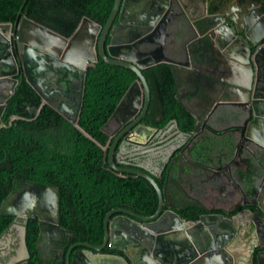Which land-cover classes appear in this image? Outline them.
<instances>
[{"label": "water", "instance_id": "95a60500", "mask_svg": "<svg viewBox=\"0 0 264 264\" xmlns=\"http://www.w3.org/2000/svg\"><path fill=\"white\" fill-rule=\"evenodd\" d=\"M145 1L147 0H137L132 8L129 0H116L104 26L85 16L71 36L62 35L29 15L21 16L25 4L14 23L0 22V87L8 84L7 94L2 102L4 108L6 101L24 77L23 74L17 77L19 66L10 46L11 39L18 42L22 52L27 81L46 101H51L49 96L54 89L62 91L61 88H63L68 91L74 82L80 83L82 97L79 114L84 103L87 69L97 67V63L102 59L109 65L130 69L137 75V79L126 91L112 117L122 114L118 118H126L127 112L133 111V115L128 116L133 121L127 127V130L131 129V132L126 135V139L146 144L148 139H143V136L152 133L153 128L143 124L142 119L149 110L152 91L143 70L167 62L174 69L195 73L192 79L195 84L193 95L197 97L201 107L206 105V102H212L219 94L220 97H225L227 104L232 107L228 112L229 117L233 120L244 119L241 137L246 143L256 144L260 148L261 153L257 158L262 161L264 158V43L260 44V42L264 40V15L258 19L252 16L247 20L235 12L224 11L217 16H201L194 19L193 13L199 12L201 6L198 0H188L192 10L185 12L186 20L180 24L182 37L187 38L190 33L193 35L194 31H199L213 45L214 41L219 39L225 40L226 45L232 41L231 50L227 51L230 65L225 63L224 67L223 64L224 70L221 75H212L205 69L200 71L193 69L195 68L194 58L202 63L212 59L210 53L201 46L193 49L188 48V45L184 48L180 47L175 51L178 53V58L166 55L163 50L159 51V48L145 52L139 50V43L142 45L155 42L146 37V30L151 23L147 19L145 21L141 15L139 19L132 18L134 10L137 15L139 11L145 12L142 8L145 7ZM158 27H155L152 34H161L163 31L165 33V23L160 29ZM107 36L110 37V42L106 48ZM236 37H241L246 43L244 53L239 50L240 47L234 41ZM162 38L163 34L160 42L158 41L160 46H163ZM225 46L221 45V47ZM216 60L219 62L218 59ZM176 75L175 72V79H177ZM176 84H178L177 80ZM136 94L144 98L143 111L138 117L134 112L137 102L133 99ZM219 99L222 98H218L217 101H225ZM183 105L196 120L197 127L194 132L202 127L216 130L212 124L213 119L217 118L213 115L215 106L201 114L202 112L197 113L188 105ZM57 109L62 112L61 108ZM78 118L74 121L71 118L70 120L81 128ZM230 129L234 131V134L238 127L234 125ZM82 131L91 137L83 129ZM140 135H143L141 140H137ZM155 135L156 132H153L149 136ZM135 136L136 138L133 139ZM192 136L193 133L184 130L179 134V138H185L182 143L187 144L188 147ZM119 139V137L116 138L110 153L111 166L117 171L138 173L148 178L157 191L158 208L151 216H143L127 208H115L109 211L104 220L103 243L99 246L88 243L86 246L96 251H101L107 246L116 249L118 247L113 242L115 238L121 237L127 244L134 246L135 252L130 253L128 246L125 247L123 244L120 246H123L121 249L125 255L109 253L97 255L91 251L87 256L88 262L85 264H218V262L220 264H264V215L262 214L264 205L260 199H248L230 208L224 206L209 208L198 200L199 203L188 207L191 208L190 210L194 209L193 215L198 213L197 217L180 214L176 210L178 209L176 205L168 203L165 189L155 178L157 175L149 173L144 167L141 170H133L129 165L124 167L122 164L125 163L120 164L115 161L113 152ZM246 146L249 149L250 146ZM180 150L181 155L185 157L186 148L181 147ZM224 163L223 161L217 167H206L212 172H217L214 183L223 182L226 178L227 166ZM256 185L257 180L254 175L244 181L243 187L236 184L242 197L254 195L255 191H258ZM262 186L264 187V180L260 189L263 188ZM212 187L215 185L209 188ZM55 189L59 193L57 186L28 182L4 200L1 212L22 215L28 210L30 214H40V211L49 214L54 207V196L56 195L57 199L60 198L59 194L54 193L52 196ZM185 189L181 187V194L190 195ZM165 206L170 208L166 210ZM37 207H43V210H38ZM199 210L202 213H199ZM215 210L220 212L210 213ZM41 224L36 246L40 257L47 262V246L54 227L50 229L44 222ZM25 230V226L20 222L13 221L0 234V244H3L0 249V264H11L21 260L26 249L24 247L26 245ZM146 261L147 263H143Z\"/></svg>", "mask_w": 264, "mask_h": 264}, {"label": "trees", "instance_id": "16d2710c", "mask_svg": "<svg viewBox=\"0 0 264 264\" xmlns=\"http://www.w3.org/2000/svg\"><path fill=\"white\" fill-rule=\"evenodd\" d=\"M114 2L0 0V22L14 23L25 4L21 16L29 15L62 35L71 36L85 16L104 26ZM144 74L152 91L150 113H165L159 126L176 117L186 120L184 128L192 127L194 118L176 101L172 66L160 63L144 69ZM135 78L132 70L107 65L102 59L96 68H89L79 116L81 128L51 105L41 106L42 97L26 79L15 89L7 100L4 123H0V234L16 218L2 214L4 200L28 182H42L60 188L61 215L66 226L81 239L102 241L108 211L129 201L132 194L139 196L144 188L141 180L118 176L109 168L107 150L103 148L109 140L103 126ZM142 202L147 212L156 211L155 193L147 189ZM37 233L36 229L28 240V264L42 263L35 246Z\"/></svg>", "mask_w": 264, "mask_h": 264}, {"label": "flooded vegetation", "instance_id": "af4514ba", "mask_svg": "<svg viewBox=\"0 0 264 264\" xmlns=\"http://www.w3.org/2000/svg\"><path fill=\"white\" fill-rule=\"evenodd\" d=\"M116 1V0H115ZM137 0H129L130 6L136 5ZM200 4V9L199 12L193 13V18L196 19L197 17L201 16H211V15H219L223 13L224 11H228L231 13H236L240 17H244L245 19H249V17H256L257 19L260 18V16L264 15V0H198ZM115 5V2H114ZM151 6V8H150ZM144 9V13L139 11V15L136 14L135 10L133 12L132 18L139 19L140 15L144 17V20L146 19L151 23V26H148L146 30V37L150 38L151 40L155 42H147L143 43L140 45L139 43V50L145 52V51H150V50H155V48H159V51L163 50V52L171 57H177V56H172L173 52H175L177 49L179 50L180 47L184 48L186 47L185 45H188V48L193 49L196 46H201L202 49H204L207 53H210L212 56V59L206 63L198 62V59L194 58V70L200 71L201 69H205L209 71L212 75H221L223 73V64L224 67L226 64L230 65V61L228 63V53L227 51H230V44H232V41L230 44L226 45L225 40L219 39L218 41H214V45L211 44L210 41H208V38L205 36L203 37V33L201 32H196L194 31L193 35L190 33L189 37L184 38L182 37V33L180 32V24L186 20V14L185 12H191L192 8L189 5L188 0H147L145 1V7H142ZM117 21V19H116ZM115 21V22H116ZM81 23V22H80ZM166 24V31L164 33H158V34H152L153 30L155 27L159 26L158 28L160 29L163 24ZM115 24V23H114ZM151 33V34H150ZM150 34V35H149ZM163 34V46L158 45V41L160 42L161 40V35ZM184 39V41H182ZM236 39V40H235ZM234 41H236L237 45L240 47L239 50H241L243 53L245 52V45L246 43L243 41L241 37H236ZM157 41V43H156ZM110 42V37L107 36L106 38V48L109 45ZM154 43V44H153ZM204 43V45H202ZM264 40H261L260 44H263ZM221 45L225 47H221ZM11 48L13 51V55L16 57L18 60V78L23 74V80L26 79L25 73H26V66L24 64V60L22 58V52L20 48L18 47V42L14 41L11 39ZM140 52V51H139ZM253 52H255V49H253ZM242 53V54H243ZM181 58V57H179ZM218 59L219 62L216 60ZM221 59V60H220ZM100 61V60H99ZM162 63H167V62H162ZM218 63V66H216ZM226 63V64H225ZM107 64V63H106ZM160 64V63H159ZM170 64V63H168ZM109 65V64H107ZM171 65V64H170ZM113 66V65H111ZM172 66V65H171ZM115 67H121V66H115ZM96 68V66L94 67ZM104 68V67H103ZM102 68V69H103ZM149 68V67H148ZM89 69V68H88ZM87 69V73H88ZM174 69V68H173ZM178 70V68H175ZM101 70V68L99 69ZM144 72V70H143ZM194 72L193 71H188L185 72L186 75V80L190 83L194 77ZM137 79L136 78L134 80ZM22 80V81H23ZM27 80V79H26ZM134 82V81H133ZM132 82V83H133ZM22 83V82H21ZM18 83V86L21 84ZM6 87H8V84L4 87H0V123H4V112L7 107V101H6V106L4 108V104L2 103L5 99V96L7 94L6 92ZM80 87V88H79ZM130 87V86H129ZM62 91H59L58 89H54L51 95L49 96L51 98V101L48 102L44 99V97L40 94L42 97V103L41 106L44 104H49L52 107H54L57 111H59L57 108H61L62 112H60L63 116H65L67 119L70 120V118L74 121L80 116L79 110H80V105H81V97H82V88L80 83L74 82L73 85L70 86V90L66 91L63 88H61ZM128 90V89H127ZM126 93V92H125ZM124 93V95H125ZM122 96V98L124 97ZM142 96V95H141ZM140 95L134 97V101L137 102L134 112L137 114V117L142 114L143 107H144V98L141 97ZM122 98L120 99L119 103L121 102ZM218 98H222L219 100H225V97H220V94L217 96V98L213 99L212 102L207 103L206 105H203V110L201 111L203 114L204 111H207L213 108L214 109V117L222 115L225 111V113H228L232 107L227 104L228 102L225 101H217ZM141 100V101H140ZM143 100V101H142ZM228 100V99H227ZM176 101L179 102V105H181L183 108L188 110L183 104H185L183 100V96H181V93L179 90L176 92ZM118 103V104H119ZM117 104V105H118ZM211 104V105H210ZM189 106V105H188ZM117 107V106H116ZM191 109H193L192 106H189ZM150 108L151 104L149 107L148 112L142 119V123L146 124L153 129L151 130L152 133L156 132V135L151 137L152 133L149 135L143 136L140 135L137 140H141V136H143V139L148 141L146 144H140L138 142L134 141H129L126 139V135L131 132V129L127 130V127L131 124L133 121L132 119H129L128 116L129 114L133 115V111H128L126 114V118H121L119 119L118 117L122 116V114H117L116 116L112 117L115 110L111 114V116L108 119V122L103 126V130L109 135V140L108 142L103 146L104 150H107V156H108V164L109 168L113 169V171L121 177H132L135 180H141L142 183L144 184V188L141 189V192L139 196H133L129 201H124L122 202L119 206H116L112 209L115 208H127L131 209L143 216H151L156 213H149L147 210L143 207L146 206L145 202H142L146 195V190H150L151 192L155 193L158 198L157 191L154 187V185L151 183V181L142 176L141 174L138 173H132V172H121L117 171L114 169L109 160H110V153L112 151V147L115 143V140L117 137H119V143L117 146L114 148L113 156L115 161L121 163L122 166H128L131 169H137L141 170L142 167L146 168V170L149 173H153L157 175L155 178L159 185L165 189L166 195H167V200L168 203L176 205L178 209L176 210L183 215H193L194 211L190 210L191 208H188L191 205L195 204H185L183 207L179 206V202H176L174 199V196L172 195V187L168 188L167 184L172 183L174 185H177L180 187L179 184L183 185V180H190L193 176V173L191 172L190 174L183 175L184 172L181 169V160L184 158L181 155V147L185 148H190L194 146V141H197L199 143L204 142L206 145H210L212 147H219L222 148V151H226L227 146H231L232 143H230V140L227 138L225 133L227 131H230L233 134V130L230 129L232 126L238 127V130H235L234 136L236 138V141L234 142L235 147H239L240 151L238 154L235 156L234 160H229L226 162V178L223 179V182H216L214 179L216 178L217 172H209V176L206 175V180L204 181L203 188L200 192H198L195 195V200L198 199L203 201V198H213L216 199V196L223 197L224 195L228 193L232 195L233 198H236L230 207H234L238 205L239 203H244L248 198L247 196H241L240 191L237 190V185L242 186L244 185V181H246L248 178H250L252 175L257 180V185L256 189L258 187V191L254 193V196L256 199H260L262 204L264 205V199L262 194H264V187L260 189V186L263 183L264 176H262V180H259V167L255 169L253 167V164L249 162V159L247 156H244L243 151L244 149H248L246 145H248L249 149V154L247 155H253L258 163H260L263 166L264 169V161H259L257 156L260 154V149L257 148L256 144H249L246 143V141L241 137V132H242V126L244 119L240 118L237 119L236 124H231L228 129L224 130H219V128L215 127V131H212L206 127H202L198 131L194 132L197 124L196 120L194 119L193 126L190 127L189 129L184 128L185 126V121H181V119L172 117L168 120L165 126H159V123L161 122L162 119L165 117V113L161 110L159 112H151L150 113ZM116 109V108H115ZM201 109V108H200ZM130 112V113H129ZM81 113V112H80ZM191 114V113H190ZM192 115V114H191ZM217 115V116H216ZM247 116V115H246ZM135 117V116H134ZM133 117V119H135ZM194 118V116L192 115ZM79 119V118H78ZM79 121V120H78ZM125 121V123H124ZM213 124V123H212ZM236 129V128H235ZM187 131L193 133V136L190 138L192 141L189 143V147L187 144H184L185 138H179V134L181 131ZM125 131V132H124ZM213 132V133H209ZM172 134L170 137L169 135ZM236 134L238 136L236 137ZM136 138L133 137V139ZM198 143V144H199ZM229 143V144H228ZM259 150V152H258ZM226 154H222L224 156ZM185 160V158H184ZM186 161V160H185ZM191 161H195L192 160ZM188 162V161H186ZM196 162V161H195ZM240 162L242 164H246L247 166L245 168L241 167L240 172L243 173V184L241 181L236 180L233 176L232 173V167L235 166L236 168V163ZM217 167V166H216ZM140 168V169H139ZM240 169V168H237ZM68 181V180H67ZM191 182V181H190ZM42 183V182H41ZM193 183V182H191ZM190 183V185H191ZM47 184V183H45ZM26 185V184H25ZM24 185V186H25ZM53 185V184H50ZM211 185H215V187L209 188ZM22 186V187H24ZM56 186V185H54ZM21 187V188H22ZM209 188V191L206 192V190ZM19 188V190L21 189ZM57 188H59L57 186ZM191 188V186H190ZM146 189V190H145ZM192 189V188H191ZM260 189V191H259ZM176 191V189H173ZM189 190V186L185 189ZM193 190H196V187H193ZM54 191V190H53ZM178 191V190H177ZM126 192V191H125ZM130 193L129 191H127ZM189 192V191H188ZM259 192V193H258ZM55 194L60 195V188H59V193L55 189V191L52 193V196ZM190 194V193H189ZM210 194V195H209ZM259 194V195H257ZM261 194V196H260ZM237 195L239 198H237ZM51 196V197H52ZM54 207L49 211V214L40 211L39 213L36 214H30L28 210L25 211L22 215H14L16 216L14 221L20 222L23 226H25L26 230L24 231L25 234V239H26V245L24 246L25 253L22 254L21 260L13 262L11 264H28V260L31 257V252L29 249L28 245V240L31 235L35 233V230L37 229V237H36V242L35 246L39 237L40 233V226L42 225L41 223L44 222L46 224V227L50 228L54 227L53 234L49 239L48 246H47V262H45L42 259L41 264H85L88 262L87 256L89 252H94L97 255H106V254H119V255H125V253L119 251L118 248L116 249H111L109 246L104 248L101 251H96L93 250L89 247L86 246V244L90 243L94 246H99L103 243V239L101 242H97L96 239H81L77 236L76 232L74 229L69 228L64 224L61 211H62V200L61 196L59 199H57V196H54ZM253 198V199H255ZM210 200V199H209ZM250 200V199H249ZM139 203H138V202ZM199 203V202H197ZM158 208V206H157ZM170 206H165V209H169ZM38 210H43V207H37ZM111 209V210H112ZM175 209V208H174ZM109 210V211H111ZM46 211V210H45ZM108 211V212H109ZM199 213H202L201 210H199ZM264 215V213H262ZM11 215V214H10ZM115 216L117 214H114ZM105 220V219H104ZM256 225L257 221L255 220ZM126 243V242H125ZM113 244L117 247H119L121 244H123L121 237L115 238ZM126 247V244L124 245ZM3 247V244H0V249ZM37 248V246H36ZM27 250V252H26ZM38 250V249H37ZM29 251V252H28ZM39 253V251H38ZM40 256V255H39ZM75 256H77L75 258ZM75 259V260H74ZM143 263H147L143 262ZM40 264V263H39Z\"/></svg>", "mask_w": 264, "mask_h": 264}, {"label": "crops", "instance_id": "0c3cea01", "mask_svg": "<svg viewBox=\"0 0 264 264\" xmlns=\"http://www.w3.org/2000/svg\"><path fill=\"white\" fill-rule=\"evenodd\" d=\"M182 41H184V39ZM177 55H178V53H176V52H173V54H172V56H177ZM173 72L174 73L176 72V74H177L176 80L178 81V84L175 85L176 86V92L179 90V92L181 93V96H183V100H184L186 105L192 106L193 110L195 112L201 113V111L203 110V107H201L199 101L197 100V97L193 95L194 94L193 91L195 92V84L192 81H190V83H189L186 80V75H185L186 71H184L183 69H178V70L173 69ZM200 108H202V109H200ZM225 112H227V111H225ZM225 112L222 114L223 117L220 118V116H221L220 115V116H217V118L215 120L213 119V125L215 127L219 128V130H224L225 128L228 129L231 124H236V122H237L238 118L233 120V119H231V117H229V114L225 113ZM209 133H213V132H209ZM171 135L172 134H170L169 137ZM225 135L230 140V143H232L231 146H229V147L227 146L226 151H222V148L215 147V146L212 147L210 145L208 146V145L204 144V142L199 143L197 141H194V146H192L190 148H186L184 158L188 162H186L183 158L181 160V169L180 170H183L182 171V172H184L183 175H185V173L190 174L192 172L193 173L192 178L190 180L184 179L183 185L179 184L180 187H178L177 185H174L172 183L167 184L168 188L172 187V191H171L172 195L174 196V199L176 200V202H179V206L183 207L185 204L191 205V204H195V202L196 203L198 202L197 199L195 200L194 197L198 192H200L202 190L203 185H204V181L206 180V175L209 176V172H212L211 170L206 169L207 166H209V167L218 166L223 161L225 162L224 165H226V162H228L230 159L231 160L235 159V156L240 151L239 147H235V145H234L236 138H235L234 134H232L230 131H227L225 133ZM257 148L260 149L258 146H257ZM258 152H259V150H258ZM223 153L226 155L221 157V155ZM260 153H261V151H260ZM243 154H244V156H247V158L249 159V162H251L253 164V167L255 169H257V167H259V170H260V172L258 174L260 176L259 180H262V178H263L262 176H264L263 166L256 161V159L253 155H247V154H249V151L247 149H244ZM191 159L195 160L196 162L191 161ZM262 161H264V158L262 159ZM246 166H247L246 164H242L240 162H237L236 168H235V166L232 167V173H233L234 178L236 180L241 181L242 184H243V176H242L243 173H241L240 170H241V167L245 168ZM237 168H240V169H237ZM190 181L193 183H191ZM190 183H191V185H190ZM182 186L185 188H187L189 186L188 191H189L190 195L184 196L181 194V187ZM190 186L192 189L190 188ZM194 186L196 187V190H193ZM173 189H176V191ZM260 196H261V194H260ZM262 196H264V194H262ZM215 198L216 199H213L210 197L208 199L203 198V201L202 200H200V201L205 203L209 208H216V207H221V206H224L226 208H230V205H232V202L236 199V198H233L232 195L229 193H228V196L226 194L223 197L216 196ZM237 198H239L238 195H237ZM247 198L251 200L255 197L249 195V197H247ZM263 199H264V197H263ZM191 206H193V205H191ZM212 212L219 213L220 210L211 211L210 213H212ZM121 240L123 242V245L126 244V246H128L130 253L134 254V252H135V251H133V250H135V249H133L134 246L132 247L131 245L125 243L126 240H124V239H121ZM121 247H123V246H120V248L118 247V249H119V251L122 252ZM218 264H220V263L218 262Z\"/></svg>", "mask_w": 264, "mask_h": 264}]
</instances>
